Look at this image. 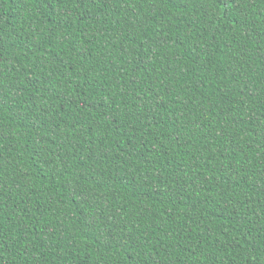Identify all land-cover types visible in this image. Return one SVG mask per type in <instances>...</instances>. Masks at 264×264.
<instances>
[{
	"label": "trees",
	"instance_id": "16d2710c",
	"mask_svg": "<svg viewBox=\"0 0 264 264\" xmlns=\"http://www.w3.org/2000/svg\"><path fill=\"white\" fill-rule=\"evenodd\" d=\"M0 264H264V0H0Z\"/></svg>",
	"mask_w": 264,
	"mask_h": 264
}]
</instances>
